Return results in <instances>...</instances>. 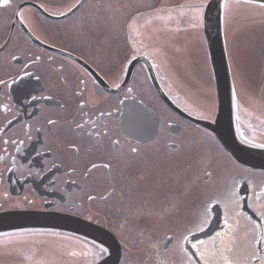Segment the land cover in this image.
I'll return each instance as SVG.
<instances>
[{
	"label": "flooded vegetation",
	"instance_id": "obj_1",
	"mask_svg": "<svg viewBox=\"0 0 264 264\" xmlns=\"http://www.w3.org/2000/svg\"><path fill=\"white\" fill-rule=\"evenodd\" d=\"M160 1L79 0L70 13L68 9L77 0H10V6L0 5V80L6 82L0 85V212H60L118 232L107 225L101 212L105 202L108 218L113 220L114 212L134 214L141 206L152 208L166 198L175 208L165 216L170 228L161 247L156 240L151 242L152 258L158 264H177L179 260L187 264L179 248L186 224L195 218L208 195L226 192L233 177L239 181L240 194L252 196L249 203H254L257 211L264 210V196L257 201L252 191L264 188V180L254 183L249 177L264 170L236 163L208 130L173 109L170 103L193 116H205L185 106L187 100L182 101L183 94L177 93L176 87L170 88L169 76L155 52L137 43L143 37L137 39L135 24L162 12ZM180 8L183 2L179 6L171 3L163 11ZM74 25L80 36L76 45L65 38V31ZM117 37L126 48L106 50L104 45ZM82 38L85 41L81 43ZM132 56L136 58L132 60ZM24 71L32 75L24 77ZM17 76L21 78L15 79ZM156 86L164 92V99ZM142 105L159 117V129L151 139L147 136H153V131H146V117L152 121L155 117ZM172 123L177 131L171 130ZM181 132H198L201 138L212 139L220 156L214 171L208 168L202 172L201 190L187 194L186 199L176 181L188 173L187 182L194 184V162L187 155H179L182 164L169 172L165 189H161L160 180L159 143L178 152L182 144L171 138ZM133 147L139 151L132 153ZM151 155L156 157L155 163L154 158L152 164L143 160ZM179 157L170 161L171 168ZM223 160L226 174L221 172ZM248 182L252 189L246 191ZM243 210L257 223H264L247 204ZM222 221L223 209L217 208L208 234L219 231ZM239 224L245 243H256L261 231L244 217L239 218ZM198 235L205 238V234ZM256 246L264 248V242Z\"/></svg>",
	"mask_w": 264,
	"mask_h": 264
},
{
	"label": "rangeland",
	"instance_id": "obj_2",
	"mask_svg": "<svg viewBox=\"0 0 264 264\" xmlns=\"http://www.w3.org/2000/svg\"><path fill=\"white\" fill-rule=\"evenodd\" d=\"M171 1L172 4L182 1L183 8L167 9L154 16H148L135 24L137 31L132 30V32L136 33L137 39L139 35L143 37L142 40H137L138 44L155 52L163 70L169 76L170 88L176 87V92L183 94L182 101L187 100L184 105L189 106L196 113L205 116L210 114L212 117L215 90L209 72L211 69H209L206 43L202 33V8L200 7V4L206 0H167L168 3ZM225 5L227 6L223 11V27L226 30L230 64L235 77L236 90H238L239 123L246 136L264 143V7L245 5L237 0H228ZM196 7H200L198 21L194 19ZM194 23L198 26L193 27ZM75 26L65 31V38L69 41L68 43L72 42L76 45L80 42V36ZM100 29L103 30L101 26ZM103 32L106 31L103 30ZM83 39L85 41V38H82L81 43ZM108 47L116 50L125 49L126 44L117 37L113 42L109 41L104 45L105 49ZM78 48L82 49L81 46ZM109 55L114 56L115 53L110 52ZM117 77L115 71L113 78L116 80ZM186 81L189 83H185ZM135 86L138 91H143L138 84ZM166 119L171 118L166 117ZM171 139L177 140L182 147L178 152L173 153L168 150L165 142L159 143L162 144L159 160L162 171L161 189L168 186L166 177L170 176L169 172H172L175 166L179 167L182 164V157L179 155L183 153L192 163L194 162V184L190 185L187 182L188 173L178 176L176 181L178 191L182 193V198L186 199L187 194L198 192L199 184L202 182V172L208 168L214 171L215 164L218 163L216 160H220V156L217 151H214L217 148L214 141L210 138H201L198 132H181ZM177 156L178 163L172 164L171 168L170 161ZM153 158L152 156L143 160L152 164L150 161ZM155 158L153 163L157 161ZM222 164H220L221 172L226 174L228 168L225 167L224 160ZM242 171L243 174H247L245 170L239 172ZM249 177L257 183L264 180V173L250 174ZM212 178L217 179V177ZM97 208L100 209L99 206ZM174 208L175 204L163 198L152 208L147 205L141 206V211L134 214L127 210H122L120 213L114 212L113 220L111 217L109 220L107 205L106 202L104 203L101 212L105 214V221L109 227L118 231L123 243L122 264H140L141 262L158 264L152 258L151 242L156 240L157 246L161 247V240L170 228L165 216ZM156 225L161 227L153 228ZM76 237L65 233L50 234V232H21L1 236L0 264H91L97 258L94 255L97 249L89 242ZM167 264H175V262L168 261ZM177 264H183L182 260H179Z\"/></svg>",
	"mask_w": 264,
	"mask_h": 264
},
{
	"label": "water",
	"instance_id": "obj_3",
	"mask_svg": "<svg viewBox=\"0 0 264 264\" xmlns=\"http://www.w3.org/2000/svg\"><path fill=\"white\" fill-rule=\"evenodd\" d=\"M223 1L210 0L206 5L207 9L203 22L210 62L217 86L218 111L214 120H199V123L215 133L222 146L236 161L246 166L264 169V148L245 140L235 125L231 75L222 35ZM246 1L260 3V0ZM155 122L146 128L147 132L151 133L158 127L157 118H155ZM19 229H63L73 232L81 237L96 240L109 249L108 255L92 264L118 263L120 247L115 237L107 230L89 225L81 219L36 211L0 213V233Z\"/></svg>",
	"mask_w": 264,
	"mask_h": 264
},
{
	"label": "snow or ice",
	"instance_id": "obj_4",
	"mask_svg": "<svg viewBox=\"0 0 264 264\" xmlns=\"http://www.w3.org/2000/svg\"><path fill=\"white\" fill-rule=\"evenodd\" d=\"M77 4H73L68 12L70 13ZM261 7H264V0H260ZM0 5L10 6V0H0ZM227 6V5H225ZM202 7V5L200 6ZM200 7H196L194 12L196 16L194 19L199 20ZM65 15L66 13H60ZM161 19H164L161 17ZM193 27L198 26L197 23L192 25ZM136 57L132 56L131 59L134 60ZM16 59V57H13ZM39 60L40 57H36ZM28 65H25L27 68ZM32 73L28 71L23 72L24 77L31 76ZM17 76L15 79H20ZM15 79L13 83H15ZM4 80H0V85L5 84ZM114 87H119V85H113ZM233 101L236 99L235 88L232 90ZM5 110L7 106L5 105ZM203 119H210V114L208 116H203ZM54 123V121H49V124ZM247 142V141H246ZM115 146H119V142H114ZM260 148H264V143L257 145ZM139 150L136 147L131 148L132 153H137ZM96 165H93L95 168ZM104 167H109V165H104ZM206 176L210 175L208 173ZM252 189V185L248 182L247 189ZM253 195L256 200L259 201L262 196H264V188H261L259 192L254 189ZM89 200L94 199V197L89 196ZM252 200V196L241 195L239 191V181L232 178V182L228 190L219 195H208L197 212L195 218L190 220L183 232L182 239L179 243V248L183 252L184 256L187 258V264H264V248L256 246V243L264 242V223H257L252 216L248 215L247 212L243 210L244 205L247 204L248 208L253 209L256 216L259 217L261 221H264V210L257 211L254 203H249ZM264 207V206H262ZM223 209V227L219 231H214L209 233L210 225L212 222L213 212L215 209ZM244 217L248 222H250L254 229H259L261 235L258 241L253 244H247L246 235L242 237L240 235V224L239 218ZM198 234H205V238H200ZM169 240L172 238L169 237ZM97 249L94 253L97 257L108 252V248L104 247L103 244L92 245ZM249 248L251 251H249Z\"/></svg>",
	"mask_w": 264,
	"mask_h": 264
},
{
	"label": "bare ground",
	"instance_id": "obj_5",
	"mask_svg": "<svg viewBox=\"0 0 264 264\" xmlns=\"http://www.w3.org/2000/svg\"><path fill=\"white\" fill-rule=\"evenodd\" d=\"M165 11H166V10H165ZM163 12H164V11H163ZM156 13H157V12H156ZM156 13H155V14H156ZM201 19H202V12H201Z\"/></svg>",
	"mask_w": 264,
	"mask_h": 264
}]
</instances>
